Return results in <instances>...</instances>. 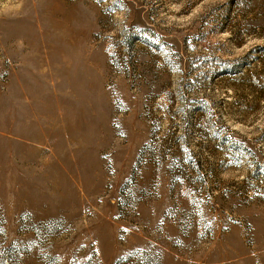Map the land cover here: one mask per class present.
<instances>
[{
    "label": "rangeland",
    "instance_id": "1",
    "mask_svg": "<svg viewBox=\"0 0 264 264\" xmlns=\"http://www.w3.org/2000/svg\"><path fill=\"white\" fill-rule=\"evenodd\" d=\"M28 14L42 41L88 22L98 94L81 136L62 105L13 150L0 127V264H264V0H0V26ZM35 58L71 88L67 60Z\"/></svg>",
    "mask_w": 264,
    "mask_h": 264
},
{
    "label": "crops",
    "instance_id": "2",
    "mask_svg": "<svg viewBox=\"0 0 264 264\" xmlns=\"http://www.w3.org/2000/svg\"><path fill=\"white\" fill-rule=\"evenodd\" d=\"M25 5L27 6V3ZM26 6L23 7L26 8ZM18 16V19H7L4 22L8 24L0 26L6 38L5 45L8 54L12 59L17 60V63H20L19 71L8 77L6 87L9 90L6 93L0 91V127L2 130H12L9 135L11 137L8 138L11 150L21 143L27 144L28 137L39 135L40 132L35 127L37 123L41 131L43 117L37 119L40 120L39 122H33L32 112L50 113L53 109L56 110L59 105L65 108L66 97H75L77 94V90L70 83L69 90L66 84H62L60 92H56L54 96L55 92L52 94L46 81L38 75L43 74V68L41 65L39 68L35 57L41 59L43 50L47 48L51 58L55 61L54 63H60L61 60L68 61V64L62 65L64 73H81L84 76L83 69L86 67L78 41L72 38L62 39L63 41H42L44 33H47L48 30L44 28L40 30L29 19V14ZM60 37L62 38L61 34ZM75 54L77 56H74ZM87 82L89 84V81ZM32 124L34 128H31ZM54 133L56 134L57 130Z\"/></svg>",
    "mask_w": 264,
    "mask_h": 264
},
{
    "label": "bare ground",
    "instance_id": "3",
    "mask_svg": "<svg viewBox=\"0 0 264 264\" xmlns=\"http://www.w3.org/2000/svg\"><path fill=\"white\" fill-rule=\"evenodd\" d=\"M76 21L78 22V25L74 23L72 27L68 26H62V25H57L58 21H56L54 25V21L50 25L51 28L55 26V28H60L61 30L65 31L64 33L61 34L62 38L54 34L52 37V40H61L67 38L69 36H72L74 40H76V34L80 32L79 28V23L82 22V29L86 30L88 29V22L84 20L83 18L80 19V17L76 16ZM77 52L76 50H74ZM74 56H77L75 54ZM73 71V70H70ZM70 74L69 72H67ZM72 76L71 78V85L73 88L77 90V94L75 97L69 96L66 98V103H65V109L67 111V119H66V127L62 126L65 130H69V132L73 136H81L83 135L82 130L84 128H87L91 120V115H90V105H93V97H95L98 94V84L97 80H93V82L89 83L87 80L84 78V76L80 74H70ZM76 98V99H74ZM56 135L59 139L62 137V131L59 129L57 131Z\"/></svg>",
    "mask_w": 264,
    "mask_h": 264
},
{
    "label": "trees",
    "instance_id": "4",
    "mask_svg": "<svg viewBox=\"0 0 264 264\" xmlns=\"http://www.w3.org/2000/svg\"><path fill=\"white\" fill-rule=\"evenodd\" d=\"M138 40L139 38H137L136 36H129V37H126L122 42L121 44H123V46L126 48V49H129V50H136V47H137V43H138ZM126 61V59H125Z\"/></svg>",
    "mask_w": 264,
    "mask_h": 264
}]
</instances>
